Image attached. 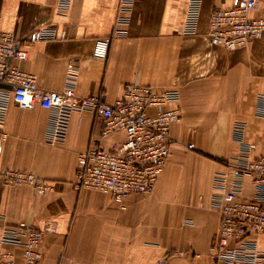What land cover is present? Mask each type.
Here are the masks:
<instances>
[{"label": "crops", "instance_id": "obj_1", "mask_svg": "<svg viewBox=\"0 0 264 264\" xmlns=\"http://www.w3.org/2000/svg\"><path fill=\"white\" fill-rule=\"evenodd\" d=\"M188 1L136 0L127 35L114 38L120 0H71L64 15L50 0H0V29L18 41L39 29L57 32L56 40L25 45L28 59L12 62L34 75L40 90L73 87L78 97L106 104L133 84L180 94L181 119L171 127V156L154 194L123 204L78 185L80 155L94 145L109 149L122 134L103 138L98 115L66 109L54 130L52 112L22 110L10 101L0 173H33L53 190L37 196L28 187L5 185L0 176V236L3 227L20 223L55 226L57 232L44 237L40 264H155L166 257L169 264H209L220 229L214 177L229 173L238 155L236 122L246 123L253 156L264 154V119L255 115L264 96V36L235 52L211 43L210 17L231 0H203L197 33L184 35ZM251 17L264 19V0ZM97 39H110L106 60L92 56ZM253 194L246 179L244 196ZM258 245L264 251V236ZM14 253L20 263L21 251Z\"/></svg>", "mask_w": 264, "mask_h": 264}, {"label": "built area", "instance_id": "obj_2", "mask_svg": "<svg viewBox=\"0 0 264 264\" xmlns=\"http://www.w3.org/2000/svg\"><path fill=\"white\" fill-rule=\"evenodd\" d=\"M58 14L70 10L71 0H50ZM136 0H120L113 37L127 35L130 15ZM259 0H231L226 8L216 9L209 20L208 37L214 46L235 52L251 41L264 36V19L252 18ZM203 0H189L182 33L195 35L198 30ZM2 15L0 12V21ZM58 38L55 29H39L22 41L0 29V152L6 140L3 128L10 101L19 109L42 108L53 114L52 128L64 109L70 112L95 113L104 123L103 138L122 134L124 140L105 149L94 145L79 157L78 185L109 195L123 204L133 196L151 197L160 175L171 156V127L181 119L178 91L158 92L152 87L133 84L112 104L99 97L80 98L73 87L64 91L45 92L39 89L34 75L12 65L28 59L25 45ZM110 39H97L92 56L96 60L108 57ZM73 69V65H70ZM10 87L11 90L2 88ZM255 115L264 119V96L258 98ZM55 133V131H54ZM233 139L238 155L229 163L230 172L214 177L213 204L220 212V229L216 245L207 256L209 264H264V251L258 238L264 236V154L254 157L255 145L246 141V123L236 122ZM50 141L53 140L50 139ZM192 149L193 146H188ZM5 185L28 187L43 196L52 185L29 172L6 170L0 173ZM250 179L252 197L244 196V182ZM55 226L44 230L20 223L5 226L0 236V264H40L41 246L47 233H56ZM14 250H20V263ZM170 256L184 257L182 252ZM168 258L155 264H169Z\"/></svg>", "mask_w": 264, "mask_h": 264}, {"label": "water", "instance_id": "obj_3", "mask_svg": "<svg viewBox=\"0 0 264 264\" xmlns=\"http://www.w3.org/2000/svg\"><path fill=\"white\" fill-rule=\"evenodd\" d=\"M2 88H6V89L11 90V88L10 87H7V86H2Z\"/></svg>", "mask_w": 264, "mask_h": 264}]
</instances>
